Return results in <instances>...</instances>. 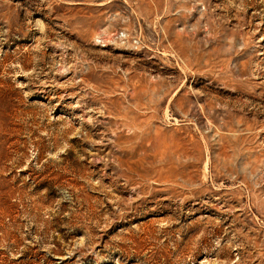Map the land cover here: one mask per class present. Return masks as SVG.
I'll use <instances>...</instances> for the list:
<instances>
[{
    "label": "rangeland",
    "instance_id": "rangeland-1",
    "mask_svg": "<svg viewBox=\"0 0 264 264\" xmlns=\"http://www.w3.org/2000/svg\"><path fill=\"white\" fill-rule=\"evenodd\" d=\"M0 264H264V0H0Z\"/></svg>",
    "mask_w": 264,
    "mask_h": 264
}]
</instances>
